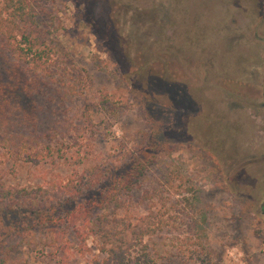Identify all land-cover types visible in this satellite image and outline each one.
Here are the masks:
<instances>
[{
	"label": "rangeland",
	"instance_id": "rangeland-1",
	"mask_svg": "<svg viewBox=\"0 0 264 264\" xmlns=\"http://www.w3.org/2000/svg\"><path fill=\"white\" fill-rule=\"evenodd\" d=\"M36 3L51 72L0 36L14 94L0 131V264H65L37 224L45 189L32 155L49 149L47 170H78L84 183L95 168L108 183L144 161L134 212H147L153 187L167 203L146 237L158 264H264V0ZM92 256L75 251L69 264Z\"/></svg>",
	"mask_w": 264,
	"mask_h": 264
},
{
	"label": "trees",
	"instance_id": "trees-1",
	"mask_svg": "<svg viewBox=\"0 0 264 264\" xmlns=\"http://www.w3.org/2000/svg\"><path fill=\"white\" fill-rule=\"evenodd\" d=\"M35 3L36 0H0V36L38 74V70L51 72L55 48L52 31L40 21ZM19 70L18 74L22 75L23 69ZM20 78L23 82V77ZM4 80L0 70V131L9 123L14 99V94L8 91L12 84ZM41 152L32 155L35 166L43 171L44 184L40 188L45 189L38 202L43 205L37 210L43 212L37 224H45L55 234L52 238L65 264L70 263L75 251L84 256L93 255L91 264H158L146 237L161 227L167 203L162 206L158 203L159 188L153 187L140 200L148 206L147 212H134L138 203L132 197L141 185L144 161H135L108 183L100 179L101 170L95 168L88 183H84L88 177L78 170L66 178L47 170L43 159L49 156L54 163L55 157L50 149L48 155ZM20 190L10 186L7 192L14 194ZM87 195H91L89 200L77 203ZM90 238L95 245L89 244Z\"/></svg>",
	"mask_w": 264,
	"mask_h": 264
},
{
	"label": "flooded vegetation",
	"instance_id": "flooded-vegetation-1",
	"mask_svg": "<svg viewBox=\"0 0 264 264\" xmlns=\"http://www.w3.org/2000/svg\"><path fill=\"white\" fill-rule=\"evenodd\" d=\"M264 104V103H263Z\"/></svg>",
	"mask_w": 264,
	"mask_h": 264
}]
</instances>
